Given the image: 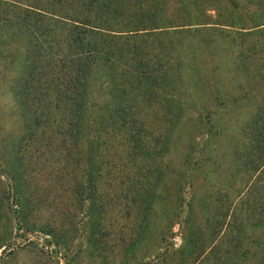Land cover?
<instances>
[{
  "label": "trees",
  "instance_id": "obj_1",
  "mask_svg": "<svg viewBox=\"0 0 264 264\" xmlns=\"http://www.w3.org/2000/svg\"><path fill=\"white\" fill-rule=\"evenodd\" d=\"M169 1L0 0V79L20 123L15 133L0 130V204L19 226H25L31 209L25 173L36 163L33 157H40L35 141L50 152L51 165L56 147L50 142L63 147L65 162L48 174L51 178L72 173L73 160L81 156L82 181L65 184L78 203L82 195L91 197L88 216L101 227L107 206L128 193L138 225L156 217L167 186L164 176L170 173L163 155L183 112L192 108L204 112L208 138L213 104L224 111L250 104L252 114L238 127V151L226 167L229 173L242 169V180L236 189L226 187L235 197L244 196L254 174L264 173V0H224V12L219 0L208 5L181 0L175 14L166 15ZM7 66L10 77L3 76ZM229 78L235 92L225 87ZM186 141L175 194L190 187L193 169L208 181L205 165L218 168L216 148L207 146L197 160L190 134ZM105 180L122 198L98 195ZM239 202L249 216L257 215L246 199ZM40 224L34 228L44 236L51 231ZM233 231L241 236L239 227ZM2 235L0 247L9 248L10 231ZM245 238L264 249V234ZM256 264H264V256Z\"/></svg>",
  "mask_w": 264,
  "mask_h": 264
},
{
  "label": "rangeland",
  "instance_id": "obj_2",
  "mask_svg": "<svg viewBox=\"0 0 264 264\" xmlns=\"http://www.w3.org/2000/svg\"><path fill=\"white\" fill-rule=\"evenodd\" d=\"M180 2L170 0L165 14H175ZM203 3L214 2L205 0ZM217 5L224 12L227 3L219 0ZM208 13L214 15L215 12L208 10ZM204 65V69L209 68V64ZM7 68L9 70L3 71V76L10 77L13 72L9 66ZM223 76L220 74L219 77L224 81ZM229 80V85L225 83V87L234 88L235 92L234 79ZM208 103L213 102L208 99ZM226 108L225 111L220 110L213 104L210 112L214 113L209 119L214 122V128L208 138L203 133L206 122L204 112L196 108L183 112L162 159L170 170L164 176L167 186L157 203L156 217L147 225H138L139 219L133 211L130 212L129 193L122 198V193L111 189L105 180L96 190L98 195L104 194L115 200L117 194L123 200H115L107 206L101 227L97 220L88 216L91 197L82 195V201L78 203L72 188L65 184L66 180L82 181L81 156L73 160L72 173H65L66 177H63L62 172L60 177L51 178L48 174L65 162L63 147L60 141L50 142L52 149L56 147L57 161V164L55 161L51 165L48 162L50 152L44 153V147L39 146L38 141L33 142L40 157H33L31 163L37 160L36 163L25 173L29 179L28 191L33 197L28 201L31 209L26 215L25 226H19L11 215L12 211L0 204V237L4 236L3 231H10L11 237L9 248L0 247V264H256L264 256V249L245 237L253 239L264 234V202H259L264 199V173L254 174L244 196L235 197V191L230 192L226 187L231 185L236 189L240 186L242 169L241 172L234 170L229 173L226 167L231 165L233 152L240 142L237 140L238 127L250 117L253 109L250 104ZM19 127L15 105L9 98L4 80L0 79V130L15 133ZM189 134L193 139L189 142L196 147L193 154L197 160L204 157L202 151L207 146L216 148L214 159L218 168L204 164L210 170L208 181L193 169L190 187L175 194V191L172 192L175 172L185 167L183 159ZM236 158H239L238 154ZM68 177L70 179H66ZM258 187L262 192L258 191ZM180 194L184 201L182 204L178 201ZM30 197L27 195L28 199ZM240 199H246L248 205L254 208L255 217L248 215ZM229 202L228 216H222ZM41 222L47 223L48 229H51L45 236L34 228ZM5 224L7 227H4ZM236 227L241 229V236L233 231ZM101 229L105 233L100 234ZM136 231L140 235L135 234ZM29 241L32 242L28 244ZM247 248L249 252L244 254Z\"/></svg>",
  "mask_w": 264,
  "mask_h": 264
}]
</instances>
